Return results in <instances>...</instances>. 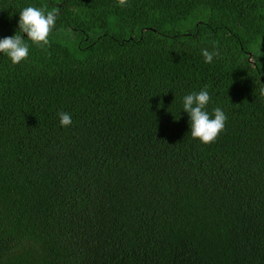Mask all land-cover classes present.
Wrapping results in <instances>:
<instances>
[{"label":"trees","instance_id":"1","mask_svg":"<svg viewBox=\"0 0 264 264\" xmlns=\"http://www.w3.org/2000/svg\"><path fill=\"white\" fill-rule=\"evenodd\" d=\"M128 5L0 0V39L59 12L47 51L0 53V264H264V0ZM206 85L208 145L182 109Z\"/></svg>","mask_w":264,"mask_h":264},{"label":"clouds","instance_id":"2","mask_svg":"<svg viewBox=\"0 0 264 264\" xmlns=\"http://www.w3.org/2000/svg\"><path fill=\"white\" fill-rule=\"evenodd\" d=\"M120 7H128V0H118ZM58 10L45 12L43 8L27 6L20 11L18 28L20 34L0 39V53L5 54L13 65L19 64L29 56V45L25 42L22 34H26L27 40L39 48L50 47L49 36L56 26ZM261 49V48H260ZM259 49V51H260ZM204 62L211 64L214 57H219L218 49L201 50ZM211 100L207 85L199 92H191L183 97L182 109L190 117V135L193 139L199 140L202 144L208 145L216 141L219 134L225 128L227 116L225 112L217 107L213 109L212 115L206 110ZM59 123L62 127H69L72 124L70 113L59 112Z\"/></svg>","mask_w":264,"mask_h":264}]
</instances>
